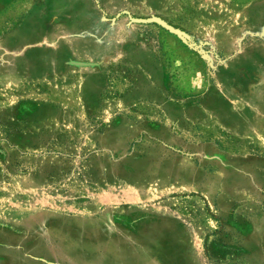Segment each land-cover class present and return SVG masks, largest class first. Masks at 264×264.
I'll list each match as a JSON object with an SVG mask.
<instances>
[{
  "label": "rangeland",
  "instance_id": "1",
  "mask_svg": "<svg viewBox=\"0 0 264 264\" xmlns=\"http://www.w3.org/2000/svg\"><path fill=\"white\" fill-rule=\"evenodd\" d=\"M0 264H264V0H0Z\"/></svg>",
  "mask_w": 264,
  "mask_h": 264
},
{
  "label": "trees",
  "instance_id": "2",
  "mask_svg": "<svg viewBox=\"0 0 264 264\" xmlns=\"http://www.w3.org/2000/svg\"><path fill=\"white\" fill-rule=\"evenodd\" d=\"M217 232L213 233L212 241L207 243L208 257L210 260L222 261L235 258L238 254L237 249L232 246L223 244L222 240L218 237ZM231 260V259H230Z\"/></svg>",
  "mask_w": 264,
  "mask_h": 264
}]
</instances>
